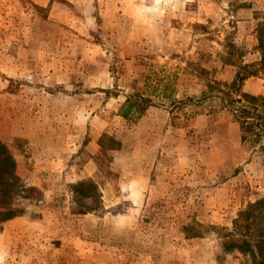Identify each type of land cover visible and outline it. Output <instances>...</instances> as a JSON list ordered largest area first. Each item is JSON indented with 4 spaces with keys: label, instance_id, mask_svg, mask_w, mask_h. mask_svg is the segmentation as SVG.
Returning <instances> with one entry per match:
<instances>
[{
    "label": "rangeland",
    "instance_id": "1",
    "mask_svg": "<svg viewBox=\"0 0 264 264\" xmlns=\"http://www.w3.org/2000/svg\"><path fill=\"white\" fill-rule=\"evenodd\" d=\"M261 46L264 0H0V140L38 190L0 225V264H251L224 243L242 239L238 212L264 197V136L242 141L219 77L260 62ZM127 98L143 104L136 121L119 115ZM149 106L161 111L152 132ZM153 137L144 166L157 187L133 210L142 163L125 159ZM64 141L76 153L54 168L43 157ZM92 163L94 179L71 182ZM86 180L97 190L74 195Z\"/></svg>",
    "mask_w": 264,
    "mask_h": 264
},
{
    "label": "trees",
    "instance_id": "2",
    "mask_svg": "<svg viewBox=\"0 0 264 264\" xmlns=\"http://www.w3.org/2000/svg\"><path fill=\"white\" fill-rule=\"evenodd\" d=\"M261 45H263L262 41ZM261 47L264 49V46ZM256 63L242 64L241 71L235 75L232 82L225 85L224 91L219 92L222 95L219 98L222 110L232 113L234 121L239 124L242 141H250L255 145L264 136V98L244 93L242 86L246 79L257 76L255 71L250 70L256 65L260 66V73L264 80V50L261 52L260 62ZM204 97L213 100L218 99L214 96ZM145 101L148 102V100ZM136 104L131 102L130 98H127L126 104L119 114L121 119L136 121L140 118L143 104ZM71 188H73L74 195L83 196L87 195H84V193H90V191L94 193L95 189L97 190L95 184L90 180L80 181L72 185ZM33 192H38V190L24 184L17 174L13 153L0 140V225L20 216L22 210L17 205L18 199L22 198L21 195L25 193ZM234 222V230L242 227L244 235L239 242L226 241L224 245L230 250L231 246L234 247L242 255L248 253L252 258L251 264H264V197L257 199L254 203H250L245 209L239 211ZM222 238H224L223 233ZM257 251L258 254H256Z\"/></svg>",
    "mask_w": 264,
    "mask_h": 264
},
{
    "label": "crops",
    "instance_id": "3",
    "mask_svg": "<svg viewBox=\"0 0 264 264\" xmlns=\"http://www.w3.org/2000/svg\"><path fill=\"white\" fill-rule=\"evenodd\" d=\"M226 77L227 76H220L219 80L222 79L223 81H227V83H229L233 80V76H229V78H226ZM242 90L246 94H249L252 96H261L264 98V84H263V81L258 77H250V78L246 79L243 83ZM156 91L157 92L155 93V95L158 96L159 95L158 93H160L161 90H160V88H157ZM201 92H202V88L200 90H197V92H196L195 89L189 87L185 94L187 96H191L194 93L196 95H199V94H201ZM156 111H158V112H156ZM160 112L161 111L158 110L157 108L149 106L147 108V110L145 111V114L141 118V123L143 125H147V127H149L151 132H152V130L154 129L152 127H154L156 125V123L159 122L158 119L161 116ZM77 120H79V118H77ZM73 123L71 125L72 128L75 127V126H73L74 125ZM67 126L71 127L70 125H67ZM98 128H101V126ZM158 128L162 129L163 124L161 123V125L157 126V129ZM98 133H99V131L97 129L93 130V134H95V138L93 139V144L96 141H98V138L101 135L100 133L99 134ZM22 137H25V136H22ZM149 139L150 140H148V139L145 140L144 138H141L140 143H142V144H140V146H138V147L136 146L138 144L133 145V147H131V152L129 154L130 157L125 159V161L130 160L131 162L139 159L142 163L141 169L139 170L138 173H135V175H132V173L129 172L131 181H129V183H128L129 184L128 199L131 203L130 208H133V210H136V208L142 209V208H144V206L147 205V202L149 200L148 194H149V192H151V189L154 186L153 184H156L152 181L153 178H152L151 170H149L146 166H144V163H147L146 161L149 159L152 151L154 149H157L159 144L162 142H160V140L157 137L156 138L153 137V139H151V138H149ZM51 141H54V140H51ZM25 143L31 147H35V148L41 147L40 143H37L35 140H32V139H29ZM134 143H136V142H134ZM62 144H64L63 149H61L60 147L59 148L55 147L57 150H55V152L50 157H45V156L43 157L44 160L50 161V165H53L54 168H57L58 165H62L63 161H66L68 157H71L70 155H72L73 153L74 154L76 153V152H72L73 151L72 145L69 144V142L64 141ZM156 153H157V151H156ZM52 171L54 173L55 170H52ZM97 173L98 172L96 170V167L93 165V163H92L91 167H90V165L83 166V168H81L80 170L77 169L76 172L74 171L73 173H71L72 176L74 177V179L71 180V182H75L78 179L85 178V177H88V178L90 177V178L94 179L97 176ZM36 185H39V184H36ZM155 187H157V186H154V188ZM85 217L87 218V220L89 219L87 216H85ZM120 219L114 218L112 223H117V221H121Z\"/></svg>",
    "mask_w": 264,
    "mask_h": 264
}]
</instances>
